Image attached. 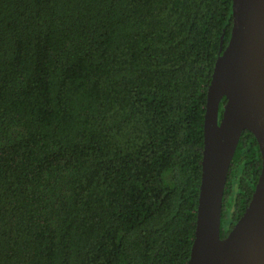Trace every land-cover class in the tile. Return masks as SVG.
Segmentation results:
<instances>
[{
	"label": "trees",
	"instance_id": "1",
	"mask_svg": "<svg viewBox=\"0 0 264 264\" xmlns=\"http://www.w3.org/2000/svg\"><path fill=\"white\" fill-rule=\"evenodd\" d=\"M232 4L0 0V264H187ZM261 166L245 130L222 236Z\"/></svg>",
	"mask_w": 264,
	"mask_h": 264
},
{
	"label": "water",
	"instance_id": "2",
	"mask_svg": "<svg viewBox=\"0 0 264 264\" xmlns=\"http://www.w3.org/2000/svg\"><path fill=\"white\" fill-rule=\"evenodd\" d=\"M232 18L207 88L202 178L187 264H264V0H233ZM245 130L257 139L261 171L243 214L222 236L228 175Z\"/></svg>",
	"mask_w": 264,
	"mask_h": 264
},
{
	"label": "flooded vegetation",
	"instance_id": "3",
	"mask_svg": "<svg viewBox=\"0 0 264 264\" xmlns=\"http://www.w3.org/2000/svg\"><path fill=\"white\" fill-rule=\"evenodd\" d=\"M220 115H221V113H220Z\"/></svg>",
	"mask_w": 264,
	"mask_h": 264
}]
</instances>
